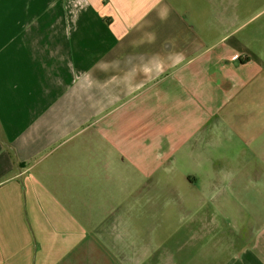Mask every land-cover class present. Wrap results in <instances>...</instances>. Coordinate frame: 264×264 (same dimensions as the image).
I'll return each instance as SVG.
<instances>
[{
  "label": "crops",
  "instance_id": "1",
  "mask_svg": "<svg viewBox=\"0 0 264 264\" xmlns=\"http://www.w3.org/2000/svg\"><path fill=\"white\" fill-rule=\"evenodd\" d=\"M212 2L0 0V264H161L151 234L131 246V196L154 189L157 203L156 169L185 142L218 143L250 80L223 18L205 20ZM199 168L215 210L197 249L264 264V160Z\"/></svg>",
  "mask_w": 264,
  "mask_h": 264
},
{
  "label": "rangeland",
  "instance_id": "2",
  "mask_svg": "<svg viewBox=\"0 0 264 264\" xmlns=\"http://www.w3.org/2000/svg\"><path fill=\"white\" fill-rule=\"evenodd\" d=\"M220 7H223L224 17H219ZM194 11L189 17L193 25L202 16L194 15ZM222 18L231 35L226 42L229 44L227 57L235 52L238 54L232 63L233 72L240 83L250 79L247 86L238 90L244 92L227 104L226 110L232 113L231 121H227L225 131L217 133L221 140L213 143L215 145L209 148L204 143L185 142L178 148L174 161H164L163 166L156 169L155 177L162 186L157 203L154 189L148 190L143 197L131 196V223L126 231L131 246H138L145 233L149 243L151 234V243L159 249L161 264H217L214 257H204L205 253H212V246L207 245L202 252L197 249L195 233L202 226L198 220L205 217L208 207L215 210L209 203L211 190L204 182L207 174L199 167L204 166L206 173L219 162L226 168H235L253 156L264 160V73L260 74V66L264 63V0H213L205 20L216 27ZM0 20L8 23V15H1ZM213 35L211 33V37ZM248 61L247 65H240ZM188 177L196 182L190 185ZM154 221H157L156 226ZM104 226H99L100 232H105L100 230L105 229ZM90 258L83 257L79 264H110L103 260L104 257L99 260L98 255ZM140 264H152L149 255H144Z\"/></svg>",
  "mask_w": 264,
  "mask_h": 264
}]
</instances>
